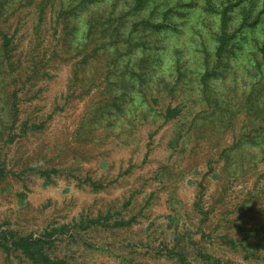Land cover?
I'll return each mask as SVG.
<instances>
[{
    "label": "rangeland",
    "instance_id": "obj_1",
    "mask_svg": "<svg viewBox=\"0 0 264 264\" xmlns=\"http://www.w3.org/2000/svg\"><path fill=\"white\" fill-rule=\"evenodd\" d=\"M113 1L0 0V236L70 225L49 252L75 264H264V20L216 61L204 0L115 40Z\"/></svg>",
    "mask_w": 264,
    "mask_h": 264
},
{
    "label": "trees",
    "instance_id": "obj_2",
    "mask_svg": "<svg viewBox=\"0 0 264 264\" xmlns=\"http://www.w3.org/2000/svg\"><path fill=\"white\" fill-rule=\"evenodd\" d=\"M184 1L185 0H176L174 2L171 0H114L109 5L105 4L106 11L98 6H96V8L100 15L107 16L106 20L111 28V30H109V34L115 40L116 34L120 35L121 30H124L126 22H130L133 25L134 30L143 26H146L147 28H155L156 31L164 28L165 26L171 28V26H173L171 23H173V18L175 17L173 15L181 13L184 8L185 9L181 14L185 13L188 11V9H186L188 6L183 7V5H189V7L192 8L196 5V1L198 0ZM204 2L205 5L203 4V9L208 12L209 15H219V25H216L215 30H211V23L206 25L215 37L216 61H221L231 39L233 38V35L235 34V31L244 26L255 27L262 19L264 20V0H204ZM152 5L153 8L151 7ZM190 11H193L194 15H196V9H190ZM236 12H238V15L240 16V21L238 22L236 28L232 29L230 22L235 19ZM197 15L199 16L201 13ZM183 16L188 18L190 17L187 14H184ZM193 28L195 29L194 26ZM204 29L206 28L202 27V29L195 30L198 32L199 37L203 39L205 35L202 33V30ZM105 34H108L107 30H105ZM2 35V50L9 53L12 39L8 34L3 33ZM203 43L206 42L203 40ZM204 49L207 53L209 52L207 46H205ZM126 53L117 54L115 58V66L118 65V60L122 61V56ZM159 61L161 64L162 60L159 59ZM178 71L181 74L180 67L178 68ZM123 75L126 76V74ZM133 75L142 79L141 74L134 73ZM210 77H212L211 70H208L202 75L205 90L206 87H208ZM180 112L181 110L178 107H167V110L164 113V119L166 121L173 119L177 117ZM53 171L56 172L54 169L52 172ZM48 176H50V173ZM91 184L95 189L103 187V184L101 183L91 181ZM86 220L88 221L87 225H109L107 219L102 221L101 218H87L83 219L82 223ZM130 223V221L121 220L116 222L114 226H125L130 225ZM69 228L70 225H63L59 228H52L51 231L40 234L39 236H35L34 234L22 236L13 230H4L0 236V245L4 248V251L8 254V256L20 254L22 259L25 258L32 264H75L64 258H54L49 252V248L53 244L51 236H55L60 231H64ZM177 255L179 256V261H181V263L191 264L185 259L182 253H177ZM203 257L207 259L211 258V256L206 255L205 253L203 254ZM218 263L222 264L220 262Z\"/></svg>",
    "mask_w": 264,
    "mask_h": 264
}]
</instances>
